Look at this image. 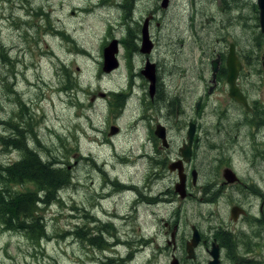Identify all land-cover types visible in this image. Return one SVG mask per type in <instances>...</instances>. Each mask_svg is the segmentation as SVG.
Masks as SVG:
<instances>
[{
  "label": "rangeland",
  "instance_id": "374dc122",
  "mask_svg": "<svg viewBox=\"0 0 264 264\" xmlns=\"http://www.w3.org/2000/svg\"><path fill=\"white\" fill-rule=\"evenodd\" d=\"M170 5L164 11L161 0H0V136L12 138L22 130L23 143L42 163L65 167L70 174L69 183L57 189V201L38 205L46 227L41 239L35 242L0 226V264H169L172 253L183 259L192 223L208 230L207 222L199 221L201 215L214 224L210 228L227 224L235 231L224 247V264H236L239 257L247 258L241 264H264V127L255 124V116L226 129L236 134L234 168L254 189L258 185L257 194H249L244 184L238 190L224 188L219 196L216 186L203 197L193 189V196L182 202L172 192L174 178L165 171L161 177L151 174L147 190L171 200L165 203L144 193L147 164H139L138 154L145 147L135 133L143 135L141 120L165 119V110L148 93L145 101L139 99L142 80L132 75L142 58L130 41L128 50L118 44L119 68L102 71L103 48L135 31L141 14L151 10L159 23L152 27L159 43L153 55L161 66L163 87L186 98L188 115L205 84L200 79L209 78L211 59L218 52L226 57L230 43L244 62L242 85L256 109L264 108V35L256 0H171ZM130 79L136 83L133 88ZM211 100L219 115L199 117L204 127L245 116L224 81ZM158 109L162 111L155 113ZM166 119L172 124V117ZM111 125L119 127L118 133L110 134ZM207 148L205 144L197 154L203 160L199 184L219 181L211 173L216 168L210 172L213 158L207 159ZM24 152L0 139V168L20 160ZM151 155L146 161L152 171ZM166 158L160 154L161 160ZM14 190L42 193L31 182L14 185ZM137 191L146 201L138 209ZM235 201L248 208V215L234 223L228 205ZM174 225L173 247L168 240ZM199 253L195 262L182 264H205Z\"/></svg>",
  "mask_w": 264,
  "mask_h": 264
},
{
  "label": "flooded vegetation",
  "instance_id": "af4514ba",
  "mask_svg": "<svg viewBox=\"0 0 264 264\" xmlns=\"http://www.w3.org/2000/svg\"><path fill=\"white\" fill-rule=\"evenodd\" d=\"M170 1L171 0L167 1V5L165 7L161 6L162 9H164V11H167L171 7ZM216 1L218 3L221 2V0H216ZM153 23H155V25H159L158 22H154V13L151 12V10H148L139 16L138 20L136 21L135 31L132 30L131 34L127 32L124 35L123 40L120 39L117 40L118 44H120V46L126 48L127 50H128L127 43L128 41H130L132 45V50L135 52L136 55L142 58V64L138 67L137 71L132 75L133 78L137 77L139 78V80L140 79L142 80V82L140 83L141 95L138 96L137 92L135 95L140 97L139 98L140 100L145 101V97L148 93L149 100L151 102L158 101L159 104H157V107L161 108L160 104H162L163 108L165 107L164 108L165 119L166 117L167 118L172 117L173 118L172 124L173 122L176 123V126L172 127V124L167 119L165 120L161 118L158 119L156 118L153 120L152 117H150V122L149 121L145 122L141 120V122L138 123L139 125H141V127L142 126L144 127L143 135L141 136L142 132L136 131L135 136L137 138V142L139 143V145L145 147L144 153L138 154L140 155L141 158V160L138 162L139 164H141L144 160L147 164L145 170L146 186H143L145 190L144 193L148 194L146 198L159 197V200L165 203L171 200L167 197L162 198L160 196V192L159 194H151L152 188L147 190V187L149 186V180L151 179L152 175H154L155 177H159V176L161 177V173H164V171L170 177L172 176L174 178V182H173L174 189H172V192L175 194L176 197H178L179 195L182 202L188 201L189 198L193 196L192 193L193 189H197V190L199 189L198 191L201 193L200 197H203L204 195H206V193L209 190L210 192H212V190L215 189L216 186L218 190L221 189L219 192L220 193L219 196L225 194L226 191L224 188H228V190L231 191L232 188L236 187L235 190H238V187L244 184L245 187L249 188L248 189L249 194L251 192L257 194V189L258 190L260 189L258 185H256L257 189H254L249 184L250 181L245 182L241 174H239L236 168H234L233 158H234V145H235L236 134L234 131L232 130L228 131L226 129V128H230V126L235 124L241 125L243 121L251 122L252 119L247 120L246 116H250V117L255 116L254 117L255 124L260 123L264 127V108L256 109L257 103L255 101L254 102L251 101V97L248 89L244 85H242L241 73L244 62L241 59V57H239L236 51V46H235V51L239 61L241 62V68L239 69L235 83L236 86L239 88V90L243 93V96L247 100L249 107H246L245 105L238 102L236 99H234L229 95V84L227 83V79H226L227 76L226 57L224 56V54L218 52L216 53V56L214 58V59L218 58V63H217L218 65L215 74L213 76V70H212L213 59H211L209 78L206 79L205 77H202L200 79L205 84L202 86V90L200 91L198 97L194 101L190 115H188L186 104H184V102H186V98L184 100H181V98L179 97L180 96L179 93L174 92L170 94L169 89L163 87L164 78L161 75V66L158 60H156L153 55L154 52L157 50L159 44L158 36L155 35L154 32L152 31ZM143 25L147 26L148 39L151 45L149 52H142L141 50L143 43V31H142ZM174 61L175 59L173 60L172 58L171 63L174 64ZM147 62L154 64L155 81H154V88L152 89V91L150 90L151 89L150 81L148 78H146L145 74L143 73V68ZM188 66L193 67V64H190ZM221 81L226 82L228 86V95L230 96V99L232 100V102H234V104H237V106L240 108L239 113L244 114L245 116L244 117L238 116V118L235 117L231 124L223 123V121L219 119L218 121L215 122V125L207 128L200 123L199 117H204L212 114L219 115L220 110L212 109L216 107H213V104H211L212 101L211 97L213 93L220 87ZM129 84L131 85V87L133 86V84L136 86V83L132 79H130ZM197 92L198 90L195 88L194 93ZM208 107H211V109L207 110ZM161 111H162L161 109H158L155 111V113L158 112L160 113ZM143 116L147 117V115H143ZM183 118H187V119L186 121L181 123ZM190 124L193 125V129H192L193 131L191 132V136L189 137L188 131L190 128ZM158 125H161L162 127H158ZM111 126L116 127L117 130L119 131V127L117 125H111ZM244 130L246 131L247 129L244 128ZM156 131H158V133L161 132L162 134L161 135L157 134ZM262 139L264 143V132H263V136L261 134V140ZM205 144L208 146V148L206 149L207 152L205 153L206 155H208L207 159L213 158V165L210 169V172L215 167L216 168L215 173L213 172L211 173L216 174L219 181L217 182L214 179H211L208 181L210 183L207 184L206 181L203 180L204 182L202 181L201 184H199L201 178H203L202 175L203 160L200 157L197 158V154L200 150L204 148ZM219 145L221 146V148H218ZM227 147H232L230 153L226 151ZM218 150L220 151V153L218 152ZM262 150H263L262 160L264 161V145ZM151 151L153 152L155 159L152 171H151V166L149 167L148 162L146 161L147 158L152 156ZM201 152H203V150ZM162 153H166L167 155V158L164 161L160 159V154ZM218 160H220L221 162L217 166L215 163ZM156 167H160V170L157 171ZM230 172H233L235 176V179L233 181H229L227 179V176L229 175ZM179 176H181V180H182L181 194L177 190L176 191L179 194L175 191L176 183L180 181ZM130 189H134V188L130 187ZM135 189L139 191V186ZM114 190L115 188L113 186L112 194ZM216 193L217 190L214 192L213 195H215ZM140 198L141 196L138 193L134 200L135 202L134 205L136 206L135 207L136 209H138L137 208L138 206L140 208V205L146 202L143 198L141 199ZM202 202L204 204L206 203V200L203 199ZM228 207H229L228 213L230 219L234 223L238 222L243 217L248 215V208L244 204H241V202L235 201L229 203ZM233 208L236 211L235 216L232 213ZM199 221L201 223L202 221H206L207 222L206 228H208V230L202 229L198 223H192L190 225V233L189 232L187 233V237L188 236L189 237L188 239L185 240V245H184L185 255L183 259L182 258L179 259L173 253L171 254V258L173 256L176 257L178 259L179 264H182V262L184 261L186 263L195 262L197 260L198 254H200L199 253L200 251L203 255L202 261H206L205 264H209V261L213 259L211 251L214 247L217 248V252H218L217 264H224L226 256L224 255L223 250L224 247H228V240H231V236L235 234V231L227 224H224V226H220V227L210 228L214 224L211 221H209V218H207V216L203 217V215H201L199 217ZM184 223L185 225H187L186 221H184ZM176 230H177V225H174L170 234V239L168 240V243L171 242L173 247L175 246ZM241 230L242 229L238 228L239 233L241 232ZM195 232H197L199 240L197 244L193 247V257L190 258L188 257L186 244L192 239L193 234ZM248 234L249 232H246V235ZM238 259L239 261L236 262V264H241L242 261H247V258L245 257H239Z\"/></svg>",
  "mask_w": 264,
  "mask_h": 264
},
{
  "label": "trees",
  "instance_id": "16d2710c",
  "mask_svg": "<svg viewBox=\"0 0 264 264\" xmlns=\"http://www.w3.org/2000/svg\"><path fill=\"white\" fill-rule=\"evenodd\" d=\"M10 136L12 138L0 136L1 143L13 145L25 152L20 160L0 168V186H3L0 187V226L4 230L23 233L36 242L46 233L44 217L39 214L38 205L57 201V189L69 183L70 174L65 167H55L50 162L42 163L37 153L23 143L22 130L18 129L16 136ZM26 182L35 184L42 193L14 190V185Z\"/></svg>",
  "mask_w": 264,
  "mask_h": 264
},
{
  "label": "water",
  "instance_id": "95a60500",
  "mask_svg": "<svg viewBox=\"0 0 264 264\" xmlns=\"http://www.w3.org/2000/svg\"><path fill=\"white\" fill-rule=\"evenodd\" d=\"M168 0H162L161 6L165 7L167 5ZM257 6H258V20H259V26L260 30L264 35V0H256ZM143 31V43H142V52H149L150 50V43L148 39L147 34V26L143 25L142 27ZM117 53H118V41L117 39H112L104 48H103V64H102V71L105 73H109L116 69L119 66V62L117 59ZM218 58L212 60V70H213V76L215 74V71L217 69ZM226 67H227V83L229 84V95L236 99L238 102L242 103L246 107H249L247 100L243 96V93L239 90V88L236 86L235 80L237 77V74L239 72V69L241 68V62L238 59V56L236 55L235 51V45L234 43L229 44L228 53L226 55ZM263 69H264V62H263ZM143 73L145 74L146 78L150 81V90L154 88V64L147 62L146 65L143 68ZM158 127H162L161 125H158ZM193 125L190 124V128L188 131L189 137L191 136V132L193 131ZM162 130V129H161ZM118 130L116 127L111 126L110 127V134L116 133ZM157 134H162L161 132ZM227 172V171H226ZM227 179L229 181H233L235 179V176L233 172H230L227 176ZM179 182L176 183V190L181 194L182 192V180L181 176H179ZM232 213L235 216L236 211L233 208ZM199 240V237L197 235V232L193 234L192 239L187 242L186 249L188 252V257H193V247L197 244ZM211 254L213 256V259L209 261V264H217L218 263V252L217 248L212 249ZM169 264H179L178 259L176 257H172L169 261Z\"/></svg>",
  "mask_w": 264,
  "mask_h": 264
},
{
  "label": "bare ground",
  "instance_id": "6f19581e",
  "mask_svg": "<svg viewBox=\"0 0 264 264\" xmlns=\"http://www.w3.org/2000/svg\"><path fill=\"white\" fill-rule=\"evenodd\" d=\"M236 4H237V2H236ZM237 7H238V6H236V9H237ZM207 8H208V7H207ZM239 9H240V8H239ZM234 10H235V9H234ZM236 12H237V11H236ZM195 15H196V14H195ZM212 16H213V15H212ZM186 17H187V16H186ZM213 17H214V16H213ZM204 18H205V17H204ZM204 18H203V19H204ZM211 21H212V20H211ZM214 21H215V20H214ZM193 23H194V22H193ZM194 24H195V23H194ZM203 28H204V27H203ZM189 29H190V28H189ZM196 29H197V28H196ZM193 30H194V28H193ZM184 32H186V31H184ZM202 32H203V31H202ZM195 33H196V32H195ZM199 34H200V33H199ZM202 34H203V33H202ZM189 35H190V34H189ZM189 35H188V36H189ZM192 35H193V34H192ZM188 36H187V37H188ZM189 38H190V37H189ZM178 39H179V38H178ZM183 39H184V38H182L181 40H183ZM185 40H186V39H185ZM185 40H184V41H185ZM169 43H170V42H169ZM218 43H220V42H218ZM182 107H183V106H182ZM164 108H165V107H164ZM161 110H162V109H161ZM155 182H156V181H155ZM58 197H59V196H58ZM234 245H235V244H234Z\"/></svg>",
  "mask_w": 264,
  "mask_h": 264
}]
</instances>
